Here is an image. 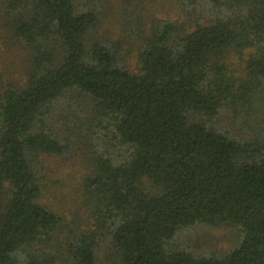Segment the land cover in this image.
Returning <instances> with one entry per match:
<instances>
[{
    "label": "trees",
    "instance_id": "16d2710c",
    "mask_svg": "<svg viewBox=\"0 0 264 264\" xmlns=\"http://www.w3.org/2000/svg\"><path fill=\"white\" fill-rule=\"evenodd\" d=\"M160 1L1 0L0 264H264V0Z\"/></svg>",
    "mask_w": 264,
    "mask_h": 264
},
{
    "label": "rangeland",
    "instance_id": "374dc122",
    "mask_svg": "<svg viewBox=\"0 0 264 264\" xmlns=\"http://www.w3.org/2000/svg\"><path fill=\"white\" fill-rule=\"evenodd\" d=\"M1 4V0H0ZM159 8L160 16L179 17L180 12L176 5L170 4L167 0H161L154 8ZM156 8V9H157ZM11 49V50H10ZM20 48H18L15 40H12L6 33H0V76L4 81L13 80L20 72V63L22 62L20 56ZM232 61H240L238 55L232 56ZM86 171L85 164L79 163L61 170L50 172V180L47 181L49 187L44 191L42 200L54 206L57 209L64 211L71 215V212L77 210L78 205L76 200L71 197L74 194V186L80 182V175ZM215 237H219L218 245L227 247L232 243L231 237L235 234L232 230L221 228L211 231Z\"/></svg>",
    "mask_w": 264,
    "mask_h": 264
}]
</instances>
